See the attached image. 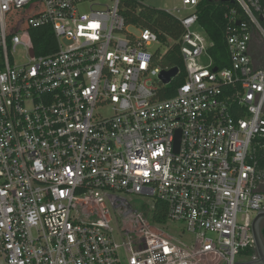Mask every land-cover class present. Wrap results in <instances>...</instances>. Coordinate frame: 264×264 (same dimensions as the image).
I'll use <instances>...</instances> for the list:
<instances>
[{
    "label": "built area",
    "instance_id": "1",
    "mask_svg": "<svg viewBox=\"0 0 264 264\" xmlns=\"http://www.w3.org/2000/svg\"><path fill=\"white\" fill-rule=\"evenodd\" d=\"M201 1L181 0L184 16L165 11L184 29L186 78L161 100L167 47L127 24L124 0H0V264H237L254 249L264 0H234L222 67ZM44 26L57 50L37 55L30 32ZM126 195L166 203L195 241L164 235Z\"/></svg>",
    "mask_w": 264,
    "mask_h": 264
},
{
    "label": "trees",
    "instance_id": "2",
    "mask_svg": "<svg viewBox=\"0 0 264 264\" xmlns=\"http://www.w3.org/2000/svg\"><path fill=\"white\" fill-rule=\"evenodd\" d=\"M233 9L239 11L236 3H223L221 0H202L198 7L200 25L214 45L209 49V52L216 60L217 67L226 66L228 63L226 35L230 24L226 14ZM121 13L128 25H134L141 29H151L157 34L159 41L167 47V53L158 64L164 70L178 68L179 74L171 84L160 88L159 95L161 100L174 98L178 88L185 82L186 78L180 49L184 34L181 23L163 10L151 8L144 3L133 0H124ZM30 34L37 55H49L57 50V41L50 26L32 29ZM254 157L260 170L263 171L264 140L256 144ZM152 220L157 224L165 223L168 220V205L166 203L155 200ZM246 253L253 256L256 251L250 249Z\"/></svg>",
    "mask_w": 264,
    "mask_h": 264
},
{
    "label": "rangeland",
    "instance_id": "3",
    "mask_svg": "<svg viewBox=\"0 0 264 264\" xmlns=\"http://www.w3.org/2000/svg\"><path fill=\"white\" fill-rule=\"evenodd\" d=\"M145 5L151 8L163 10V11H170L173 15L177 16H184L185 12H178L179 9L182 7L181 0H146L144 2ZM195 32H197L199 35L204 36L202 31H199L197 28H195ZM135 31V29H132ZM158 45L154 44L152 48L150 49L151 52H155L158 49ZM161 52L164 53V49H161ZM17 60H23V55L21 53L18 54ZM210 64V60L208 57H203L199 60V65L206 67ZM102 114H109L108 109H105L101 111ZM123 198L130 201L133 209L141 214L144 215L146 219H148L151 224L160 232L164 233V235L168 236L169 238H172L176 242H179L181 244H184L186 246L191 245L195 241V235L189 232L186 229V226L182 222H175L167 220L165 223L157 224L154 223L152 220L153 210L155 206V198L150 196H143V195H132V196H124ZM110 212L113 217V226L117 228V225L119 224L122 226V222L124 221L121 217V214L118 210L113 209L110 207ZM256 215H254L255 218ZM253 218V219H254ZM127 223H129V220H127ZM244 253V254H243ZM242 255L238 257L242 263L237 264H245L246 261L244 259L247 258L245 256L246 251L243 252Z\"/></svg>",
    "mask_w": 264,
    "mask_h": 264
},
{
    "label": "water",
    "instance_id": "4",
    "mask_svg": "<svg viewBox=\"0 0 264 264\" xmlns=\"http://www.w3.org/2000/svg\"><path fill=\"white\" fill-rule=\"evenodd\" d=\"M223 3H234V0H221ZM33 54V51H32ZM217 71V68L215 69ZM179 74L178 68H173L171 70H164L161 72L160 80L164 85H169L172 81L177 78ZM180 133L176 140V151L179 150L180 145ZM264 218L263 213H259L252 223V235L254 241V250L256 251V257H253L251 261L245 264H264V237L263 229L261 227V221Z\"/></svg>",
    "mask_w": 264,
    "mask_h": 264
},
{
    "label": "flooded vegetation",
    "instance_id": "5",
    "mask_svg": "<svg viewBox=\"0 0 264 264\" xmlns=\"http://www.w3.org/2000/svg\"><path fill=\"white\" fill-rule=\"evenodd\" d=\"M260 190L261 192L264 194V170H263V177H262V182L260 184ZM260 213L264 214V208L262 209V211ZM261 227L262 229H264V218L261 221ZM256 255V254H255ZM257 256V255H256Z\"/></svg>",
    "mask_w": 264,
    "mask_h": 264
},
{
    "label": "crops",
    "instance_id": "6",
    "mask_svg": "<svg viewBox=\"0 0 264 264\" xmlns=\"http://www.w3.org/2000/svg\"><path fill=\"white\" fill-rule=\"evenodd\" d=\"M244 254V253H243ZM246 255L245 256H247V258L246 259H244L245 261H246V263L247 262H249V261H251L252 260V258H253V256H249L247 253H245ZM242 255V254H241ZM238 263H242V261H240L239 259H238Z\"/></svg>",
    "mask_w": 264,
    "mask_h": 264
},
{
    "label": "snow or ice",
    "instance_id": "7",
    "mask_svg": "<svg viewBox=\"0 0 264 264\" xmlns=\"http://www.w3.org/2000/svg\"><path fill=\"white\" fill-rule=\"evenodd\" d=\"M145 175H147V173H145Z\"/></svg>",
    "mask_w": 264,
    "mask_h": 264
}]
</instances>
